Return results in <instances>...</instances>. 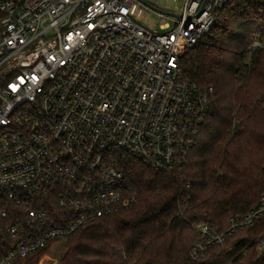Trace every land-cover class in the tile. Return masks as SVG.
I'll list each match as a JSON object with an SVG mask.
<instances>
[{
  "label": "built area",
  "instance_id": "obj_1",
  "mask_svg": "<svg viewBox=\"0 0 264 264\" xmlns=\"http://www.w3.org/2000/svg\"><path fill=\"white\" fill-rule=\"evenodd\" d=\"M158 1L0 0V264L134 202L118 154L164 171L194 143L213 89L180 59L236 0H183L178 14ZM134 3L168 21L145 28ZM263 216L264 193L224 227L194 223L189 258ZM254 248L264 264V229Z\"/></svg>",
  "mask_w": 264,
  "mask_h": 264
},
{
  "label": "trees",
  "instance_id": "obj_2",
  "mask_svg": "<svg viewBox=\"0 0 264 264\" xmlns=\"http://www.w3.org/2000/svg\"><path fill=\"white\" fill-rule=\"evenodd\" d=\"M256 40L261 46L251 49ZM180 68L197 88L213 89L194 143L164 171L118 154L135 201L64 239L58 264H254L264 216L203 260L188 250L194 223L224 227L264 193V0L225 6Z\"/></svg>",
  "mask_w": 264,
  "mask_h": 264
},
{
  "label": "rangeland",
  "instance_id": "obj_3",
  "mask_svg": "<svg viewBox=\"0 0 264 264\" xmlns=\"http://www.w3.org/2000/svg\"><path fill=\"white\" fill-rule=\"evenodd\" d=\"M183 0H159L156 7L166 13L178 14ZM131 17L140 25L148 29H159V25L168 21L164 16L154 14L144 6L132 4ZM224 246V245H223ZM64 250V240L56 241L51 244L44 252L33 259L26 258L20 261V264H27L29 260L35 261L34 264H58Z\"/></svg>",
  "mask_w": 264,
  "mask_h": 264
},
{
  "label": "snow or ice",
  "instance_id": "obj_4",
  "mask_svg": "<svg viewBox=\"0 0 264 264\" xmlns=\"http://www.w3.org/2000/svg\"><path fill=\"white\" fill-rule=\"evenodd\" d=\"M195 7V5H193Z\"/></svg>",
  "mask_w": 264,
  "mask_h": 264
}]
</instances>
